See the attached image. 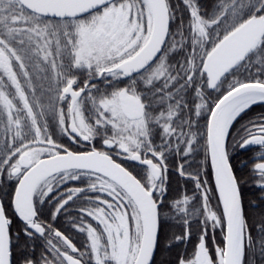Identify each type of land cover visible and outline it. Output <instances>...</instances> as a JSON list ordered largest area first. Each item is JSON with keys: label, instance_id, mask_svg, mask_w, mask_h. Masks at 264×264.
<instances>
[{"label": "snow or ice", "instance_id": "obj_1", "mask_svg": "<svg viewBox=\"0 0 264 264\" xmlns=\"http://www.w3.org/2000/svg\"><path fill=\"white\" fill-rule=\"evenodd\" d=\"M0 264H264V0H0Z\"/></svg>", "mask_w": 264, "mask_h": 264}, {"label": "trees", "instance_id": "obj_2", "mask_svg": "<svg viewBox=\"0 0 264 264\" xmlns=\"http://www.w3.org/2000/svg\"><path fill=\"white\" fill-rule=\"evenodd\" d=\"M260 109H258V108H254L253 109V112H255V111H259Z\"/></svg>", "mask_w": 264, "mask_h": 264}, {"label": "flooded vegetation", "instance_id": "obj_3", "mask_svg": "<svg viewBox=\"0 0 264 264\" xmlns=\"http://www.w3.org/2000/svg\"><path fill=\"white\" fill-rule=\"evenodd\" d=\"M259 111H260V110H259ZM259 111H255V112H259ZM255 112H253V114H254Z\"/></svg>", "mask_w": 264, "mask_h": 264}]
</instances>
